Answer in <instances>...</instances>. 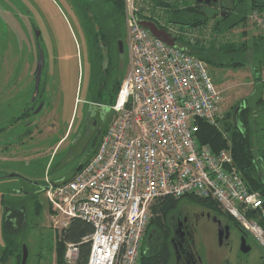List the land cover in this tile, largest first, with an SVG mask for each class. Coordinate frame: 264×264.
<instances>
[{
    "label": "built area",
    "instance_id": "2783aa9c",
    "mask_svg": "<svg viewBox=\"0 0 264 264\" xmlns=\"http://www.w3.org/2000/svg\"><path fill=\"white\" fill-rule=\"evenodd\" d=\"M154 1L122 0L130 67L95 153L69 180L44 181L51 228L60 237L74 219L92 226L83 239L86 264H139L154 205L193 198L215 203L264 250V228L249 217L261 209V195L247 187L229 149L198 142L200 123L221 126L220 92L204 62L140 26L160 10ZM249 19L264 31V11ZM177 30L166 32L173 38ZM77 258V246L66 244L64 263Z\"/></svg>",
    "mask_w": 264,
    "mask_h": 264
},
{
    "label": "rangeland",
    "instance_id": "374dc122",
    "mask_svg": "<svg viewBox=\"0 0 264 264\" xmlns=\"http://www.w3.org/2000/svg\"><path fill=\"white\" fill-rule=\"evenodd\" d=\"M177 1L178 2L175 5H179L178 8H181L183 7L182 5L184 2L191 3L195 0ZM245 1L248 5L252 1L264 0ZM8 3H10V5L6 7L8 10L11 8V10L15 12V17L18 18V15L16 16V9H20L24 12V14H27V17L30 18V20L38 23L39 30L43 38L42 48L44 52V72H48V75L45 74V89L47 95L51 94V96H53L52 99L49 98V102L52 106L55 105L53 108L56 110V113L59 112V115L56 116L57 119L55 123L57 131L54 133L47 131L44 135L42 134L43 140L39 141L35 145V150L28 151L24 154V156L34 155L36 156L35 158L24 163L13 162L12 160L6 162L0 160V177L3 176L0 179V253L7 246V240H12L14 244L19 245L20 251L22 245L26 246L28 250L26 264H55L56 260L54 247L58 239V233L51 228L48 217L50 210L45 195L44 193L38 191L36 197L33 198L31 194L35 191V187L27 182L28 179H24L18 173L23 172L25 176L30 174L40 175L43 178L45 161L42 159L43 157L41 154L49 148V150H51L60 131L61 133L64 131L74 107L76 87L78 86L80 101H84L85 98L90 99V96L87 97L86 95V89L90 86L92 78L94 85L92 88H95V81L97 82L98 79V70L95 68L94 70L89 71V67L92 66V57L84 50L86 49V47H84L86 39L83 35L84 31L82 30H89L91 27L89 21L94 23L96 18H101L103 12L108 11V6L103 2V0H42L40 6L44 12V15H42V12L40 13L35 0H0V16L2 11H5L6 9L4 5H7ZM201 7L205 8L204 10L208 13H212L213 11V8L204 6ZM161 9L162 10H156V12L151 10V16L153 15L154 21L163 26L168 32H170V30L174 32L178 29V34H173V37L177 38V43L179 45L182 44L180 43V40L194 43L196 41H200L202 38V41H200L199 44L205 48H207L212 42L219 45L227 42L235 46L245 44L247 47H251V45L253 47V44L258 43L256 42L255 37L264 35V31L252 24L249 19V16L253 11L248 13L245 23L236 26L229 32L226 31L216 34L212 31V28L214 27L216 21L220 19L219 17L210 19L205 27L186 29L184 27L189 26H183L182 22H189V17L182 14L174 17L170 11L167 12L166 9ZM2 15L4 14L2 13ZM22 19L23 21H26V24H28L26 17H23ZM171 21H173V23ZM113 22L118 29L122 43V52L120 53L121 56L119 63L120 70L122 71L123 76H125L129 69V56L123 16L119 17L114 14ZM14 29L21 30V27L16 26ZM205 37H207V39ZM252 40L254 41L253 43ZM6 41L7 40L5 38H2L0 41V50L14 49L19 51H30L31 49L29 39L25 35L14 42L8 40L7 43ZM251 54L250 50L247 53L245 65H242L237 69L221 67L215 68L212 65H207L208 73L213 80L216 89L221 95L222 102L220 104V112L223 119L226 114L233 115L234 110L237 112V107L241 104V102L245 103L246 100L250 99L249 102L252 103L254 99L258 97L255 95L256 89L254 81L255 75L258 74L255 71L256 69H259V66H256L255 63L257 59H251ZM239 58L241 57L236 55L234 56L235 60ZM94 60L93 64L96 62V59ZM14 61L16 62L13 58H5L4 54L0 52V75L4 74L7 69L8 71H11V69L7 67L12 65H24V67L28 65L27 60L25 63L20 62L19 64ZM49 67H51V69ZM15 72L16 73H14L13 76L14 78L18 77L21 71L16 70ZM259 78L260 85H262L260 94L264 99V68L260 69ZM12 81L15 83L16 79ZM16 89L17 88H15V90ZM33 93L34 90L30 87L28 95H21L25 100H32L34 95ZM3 94H5V90ZM91 96H93V94ZM16 97L17 95L14 96L12 108L13 106L14 108L16 107ZM82 106V103L78 106V118L75 126H77L79 119L83 114V111L81 110ZM106 107L108 106L104 105L102 111H106ZM14 108L13 116H16V110ZM61 109L63 110L62 113H64L63 117L61 115ZM258 117L260 122L264 124V115H258ZM17 131L18 129H14V134L11 138L12 140L16 139V134L19 135ZM262 136L263 133L261 132L259 137L262 138ZM74 139H76V136L72 134L65 144L59 148L54 158V162L51 164L50 170L48 171L49 178H53L57 173H59L56 172V170L61 161H64L65 158L69 157L70 159L72 157L69 155V145L72 140L74 141ZM262 140V143L264 144V139L262 138ZM1 153L4 154L0 149V154ZM19 157H21V155ZM65 167H63V170L70 168L69 164ZM63 170H61L60 174ZM11 175H14L15 177L8 178V176ZM34 182L40 185L44 182V179L39 182ZM18 201L23 202L25 206L26 226L14 237L8 238V236L4 234V210L7 207L6 205H13L14 203H18ZM188 205H194V203L186 201L180 205V210L183 211L187 209ZM226 217L230 218L229 216ZM231 222L233 223L234 221L232 220ZM199 224L198 234L196 236L197 238L194 240V247L202 264H219L218 260H223V258H226L229 261V264H245V262L240 263L236 260L237 253L239 251L238 230H234L231 234V249L229 250L228 248H220L218 246L216 239V227L212 224V222H208L203 219L199 221ZM250 239H252L253 243L256 244V241L253 238L250 237ZM145 251L147 253L146 248ZM243 259L248 261L247 264H258L256 262V251L254 249H252L247 256H244ZM0 264H16V258L14 256H9L3 263L0 261Z\"/></svg>",
    "mask_w": 264,
    "mask_h": 264
},
{
    "label": "flooded vegetation",
    "instance_id": "af4514ba",
    "mask_svg": "<svg viewBox=\"0 0 264 264\" xmlns=\"http://www.w3.org/2000/svg\"><path fill=\"white\" fill-rule=\"evenodd\" d=\"M195 1L197 2V0ZM204 1L205 0H202V3L198 4L204 7L217 5V15L215 18L228 17V15H230L229 13L231 10L228 8L226 1L217 0L216 3H205ZM35 3L40 13L42 12V15H44L43 9L40 8L42 0H35ZM9 5L10 3L4 5L6 8L5 11H2L4 15L1 13L0 16V41L2 38H5L7 41L14 42L25 35L29 39L31 49L30 51H19L14 49L0 50L5 58L15 59V63H25L27 60L28 64L26 67H24V65H12L7 67L10 68L11 71L7 69L4 74H1L3 76L0 75V149L4 153L1 154L8 158L6 160L3 157V159L1 158L0 160L4 162L11 161L13 157V162H21L19 156L21 154L23 156V154L28 151L35 150V145L43 140L42 134L44 135L48 129L51 130L56 126L57 117H54L52 114L53 108L49 102V95H47L45 89L46 71L44 72L43 38L38 23L30 20L27 14H24L20 9H16V16L18 15V18L15 17V12L12 11L11 8H9V10L7 8ZM19 15H22L24 18L26 17L28 24H26V21L22 19L23 17ZM89 22L91 25L89 30L83 29L82 31H84L83 35L86 39L84 46L86 49L84 50L90 54L92 62L96 59L95 64L89 67V71L95 68L98 70L97 82L94 80L95 88L93 98L97 99L98 95L100 101H108L114 94H117L121 82L119 63L121 39L113 21L109 23V21H105L104 18H96L94 23H92V21ZM16 26L21 27V30H15L14 28ZM16 70H20L21 72L18 77L14 78L13 76ZM15 79L16 82L14 83L12 80ZM30 87L34 90L33 99L25 100L21 94L28 95ZM15 88L17 89L15 90ZM4 90L5 94H3ZM101 91L103 92L102 97H105V99L102 98V100ZM15 95H17V102L15 103L16 107L14 108L13 106V108L16 110V116H13L14 110L12 108V102L14 101ZM97 113V117L92 123V132L76 139L72 143L69 154L72 157L66 159V162L70 160L68 164L69 166L71 165L70 167L72 169L70 168L71 171H67L65 176L75 169L81 168L92 155L93 148L100 142L110 121L111 114L99 108ZM14 129H18L17 132L19 135L16 134V139L12 140ZM14 158L16 161H14ZM2 177L3 176H1L0 179ZM27 182L35 187V191L31 194L33 198L36 197L38 191L42 192L45 186L44 182L40 185L31 180ZM6 206V208L13 212V223L16 221L19 222L23 218L22 230L26 226V213H24V216L19 213L22 209L26 211L23 202L18 201V203ZM183 211H181L180 206H178L177 209L167 216L164 227H157L145 233L144 241L146 242L148 256L164 257V260L168 259L167 264H202L195 250L194 240L197 238L198 227L200 225L199 221L205 219L215 225L216 239L220 248L225 247L230 250L231 234L234 230H238L239 251L236 257L237 262H245V264L248 262L241 256V250L244 247L246 249L248 248V253L254 249L256 251V262L258 264H264V250L257 244H254L250 236L243 232L238 225L232 223L231 220L199 204L188 205L187 209ZM215 219L220 221L223 227H228L220 243L218 241V227ZM218 262L219 264H229L226 258H223V260L219 259Z\"/></svg>",
    "mask_w": 264,
    "mask_h": 264
},
{
    "label": "trees",
    "instance_id": "16d2710c",
    "mask_svg": "<svg viewBox=\"0 0 264 264\" xmlns=\"http://www.w3.org/2000/svg\"><path fill=\"white\" fill-rule=\"evenodd\" d=\"M221 1V0H220ZM226 1L228 8L230 7V15L222 17L216 21L212 31L216 34L222 32H229L236 26L246 22L247 15L250 11H264V1H252L248 5L245 0H222ZM108 6V11L103 12L101 18L106 21H113V16H123L122 0H103ZM236 3V4H234ZM154 6H159L166 11H170L172 16L177 17L186 15L189 17V22H182L186 29L202 28L207 26L210 19H215L217 15V5H212V13H208L205 8H202L196 1L184 2L183 7L178 8L179 5H170L161 3L160 0L154 1ZM104 16V17H103ZM195 18V19H194ZM103 21V20H102ZM159 28L164 29L163 26L151 19ZM173 23V21H171ZM102 24V22H101ZM166 31V30H165ZM256 38L257 44L253 47H247L245 44L235 46L231 43L216 44L210 43L207 48L203 47L200 41L194 43L190 41L180 40L181 45L177 43V38L173 37L175 43L184 48L185 51L196 57L198 60L204 62L206 65H212L215 68H233L237 69L245 65L247 53L251 50V59L256 60L255 72V89L258 97L250 103V99L245 103L241 102L238 105V111L234 110L233 115L226 114L220 127L209 126L205 123L199 124L197 133L198 142L201 145L209 146L213 152H218L221 149H229L231 151L233 161L237 167L243 181L247 187L254 192H258L262 197V207L258 211L249 214V217L255 219L258 224L264 228V124L259 120L258 115H264V99L262 98L259 71L264 68V35ZM254 41L252 40V43ZM254 54V55H253ZM241 58L234 59V56ZM231 117V118H230ZM263 133L262 138L259 137ZM185 200V201H184ZM186 201L199 204L209 210L215 211L218 215L224 216L213 202L199 201L193 198L174 200L170 197L160 199L153 207L155 214L154 218L149 223L146 232L157 227H164L167 216L177 209L182 203ZM231 220L230 218L226 217ZM232 221V220H231ZM234 223V222H233ZM236 224V223H235ZM92 233V226L79 219L71 221L66 230L58 237L54 252L55 264H65L63 260L66 244H74L78 248V258L75 264H86L90 251V244L83 242V239ZM4 234L10 237L15 235L8 234L4 229ZM146 242L143 240L141 247V258L139 264H167L168 259L164 257H151L145 251ZM9 256L16 258V264H20L21 251L18 244H14L12 240H7V246L0 253V261L3 263Z\"/></svg>",
    "mask_w": 264,
    "mask_h": 264
},
{
    "label": "crops",
    "instance_id": "0c3cea01",
    "mask_svg": "<svg viewBox=\"0 0 264 264\" xmlns=\"http://www.w3.org/2000/svg\"><path fill=\"white\" fill-rule=\"evenodd\" d=\"M160 10H162L161 8H160ZM175 42V41H174ZM177 44V43H176ZM178 45V44H177ZM179 46V45H178ZM122 52V43H121V51H120V53ZM120 56H121V54H120ZM93 63V62H92ZM92 65H94V64H92ZM130 67V66H129ZM50 69H51V67H49ZM129 70V69H128ZM128 72V71H127ZM121 74H120V81H122V79H123V73H122V71L120 72ZM45 74H47L48 75V72H45ZM121 83V82H120ZM77 85H78V81H77ZM120 85V84H119ZM93 87V78H92V80L90 81V86H88V89H86L87 91H86V95H87V97H89L90 96V99L89 98H85V100L84 101H80V99H79V93H78V86L76 87V91H75V96H74V107H73V109H72V112H71V114H70V118H69V121H68V123L66 124V127H65V129H64V131L61 133V131H60V133H59V135L57 136V139H56V141H55V144H54V146L51 148V150H46L44 153H42L41 154V156L43 157L42 159L45 161L44 162V170H43V178H42V176H40V175H32V174H30V175H24V173L23 172H19L18 174L20 175V176H22L24 179H28V180H31V181H37V182H39L40 180L42 181V179H44V181H45V179H47L48 181H50L51 183H60V182H64V181H66L67 180V176H65V173L67 172V171H71V165L69 166L70 168H68V169H66V170H63V167H65V166H67V164L69 163V161L70 160H68V162H66V159H68V158H65L64 159V161H61L60 163H59V165H58V167H57V170H56V172H59V173H57L56 175H55V177H53V178H49V176H48V174H49V170H50V167H51V164L54 162V158H55V156H56V154H57V152H58V150H59V148H61L64 144H65V142L71 137V135L73 134L74 136H76V139H78V138H81V137H83V136H85V135H87V134H89V133H91L92 132V130H93V127H92V123H93V121H94V119L97 117V111H98V108L100 109V110H102V108H103V106L104 105H106V106H108V107H106V111L107 112H109L110 114H111V117H113L112 115V112H111V110H110V107L113 105V103H114V100H115V96H116V94H114V96L113 97H111L110 99H108V101H104V100H102V95H103V92L101 93V100L102 101H100L99 99H98V95H97V99H95V98H93L94 97V95L93 96H91L92 94H94V88H92ZM103 90V89H102ZM52 97L53 96H51V94L49 95V98H51L52 99ZM96 97V96H95ZM92 98V99H91ZM103 99H105V97L103 98ZM80 103H82L83 104V106H82V111H83V114L81 115V117H80V119H79V123L77 124V126H75V123H76V120H77V116H78V111H79V109H78V106H79V104ZM78 105V106H77ZM52 106V105H51ZM53 107H55V105L54 106H52V108ZM62 109H61V115H62V117H63V115H64V113H62ZM52 114L54 115V117L55 116H58L59 115V112L58 113H56V110L53 108L52 109ZM110 120H111V118H110ZM64 121V120H63ZM64 123H65V121H64ZM53 129V130H52ZM51 130L50 129H48L47 131H50L51 133H54L55 131H57V128H52ZM46 131V132H47ZM76 139H74V141L76 140ZM73 140H72V142H70V145H69V147H70V149H71V145H72V143L74 142ZM99 144V143H98ZM97 147H98V145H96L93 149V153H92V155L95 153V151H96V149H97ZM14 152V151H13ZM12 152V154L14 155V153ZM40 154V153H39ZM69 154H70V150H69ZM91 155V156H92ZM12 156V155H11ZM38 156V155H37ZM69 156V155H68ZM71 156V155H70ZM90 156V157H91ZM3 157L7 160L8 158L6 157V156H3L2 154H0V159L2 158L3 159ZM36 156H24V154H23V156H22V154H21V157L19 158L20 159V161L21 162H19V163H24V162H26V161H30V159H33V158H35ZM15 159V158H14ZM12 160H13V157H12ZM14 161H16V159L14 160ZM66 168V167H65ZM79 169V168H78ZM61 170H63V172L60 174V172H61ZM76 170V169H75ZM48 176V177H47Z\"/></svg>",
    "mask_w": 264,
    "mask_h": 264
},
{
    "label": "water",
    "instance_id": "95a60500",
    "mask_svg": "<svg viewBox=\"0 0 264 264\" xmlns=\"http://www.w3.org/2000/svg\"><path fill=\"white\" fill-rule=\"evenodd\" d=\"M204 2L205 3H210V2L216 3L217 0H205ZM197 3H202V0H197ZM139 24L142 28L147 30V32L152 37L162 41L164 44H166L168 46H171V47L175 46L174 39L164 29L159 28L152 21L143 20V21H140ZM79 169H76V170L72 171L71 173H69L67 175V180H69ZM11 177H14V175L8 176V178H11ZM19 213H21L24 216L25 211L22 209ZM12 219H13V212L10 209L5 208V210H4V228H5V231L10 235H16L20 232V230L23 226L24 220L22 218L19 222L16 221L15 223H13ZM215 222L217 223V227H218V241L220 243L222 240V236L224 235L225 232H227L228 227H223L221 225V222L216 220V219H215ZM247 254H248V248L246 249L243 247L241 250V256L244 257V256H247ZM27 257H28V250H27L25 245H22L20 264H26Z\"/></svg>",
    "mask_w": 264,
    "mask_h": 264
}]
</instances>
